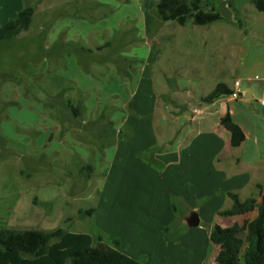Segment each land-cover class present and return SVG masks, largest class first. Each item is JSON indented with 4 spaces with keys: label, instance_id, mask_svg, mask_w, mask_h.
<instances>
[{
    "label": "rangeland",
    "instance_id": "rangeland-1",
    "mask_svg": "<svg viewBox=\"0 0 264 264\" xmlns=\"http://www.w3.org/2000/svg\"><path fill=\"white\" fill-rule=\"evenodd\" d=\"M158 1L0 0V27L23 9H35L28 31L0 43V229H63L101 237L106 245L119 241L145 264L159 258L163 219L134 215L119 190V162L107 164V153L112 160L120 142L140 150L136 156L146 163L154 148L160 150L122 122L135 113L132 95L148 80L152 104L165 101L183 110L199 107L219 84L264 79V13L252 0H215L222 21L181 26L161 20ZM145 14L153 21L147 16L145 22ZM69 103L80 107V117ZM192 116L187 111L177 123L180 136L195 130ZM51 120L65 124L58 152L54 134L45 141V131L58 129ZM260 154L264 160V149ZM151 166L160 175L164 170L162 163ZM258 191L253 197L260 199ZM172 204L178 210L161 232V253H172L165 264H216L219 248L197 235L199 227L188 232L181 221L187 209L175 199ZM256 216L224 217V224L242 226Z\"/></svg>",
    "mask_w": 264,
    "mask_h": 264
},
{
    "label": "crops",
    "instance_id": "crops-1",
    "mask_svg": "<svg viewBox=\"0 0 264 264\" xmlns=\"http://www.w3.org/2000/svg\"><path fill=\"white\" fill-rule=\"evenodd\" d=\"M213 8L218 12L214 1L205 9V12L211 13ZM145 9L148 10L147 7ZM147 16L148 14H145V22H148L146 18L149 16ZM149 18L152 22V16ZM237 80L243 79L238 78L235 81ZM148 83L149 85L139 88L141 90L136 95H132L131 110L135 113L127 115L128 118L125 117L126 119H122V122L134 129L135 137L148 138L149 144L160 146L159 155L145 163L136 156L140 150L124 148L120 142H117L115 144L117 148L112 153L114 155L112 160H110V154L107 153V164L114 165L119 162L121 176L119 190L135 216L144 220L149 213L163 219L157 245L160 256L155 260L150 259L147 264H165L166 258L169 260L172 253L168 257L165 253H161L163 244H165L161 240L163 236L161 232L164 226L175 217L172 199L179 201L181 206L187 209L184 213L189 210L199 212L201 223L197 235L203 241L211 242L210 231L213 226L231 227L225 226V218L219 216V212L229 210L233 206L228 193H235L242 201H245L255 195V189L257 190L260 186L264 187L262 182L264 180V165H262L264 160L261 159L260 154L264 149V107L259 104V99L264 93V85L260 78L246 76L245 83L242 82L240 87L242 92L240 99L233 100L224 96L213 103L203 102L204 107L201 104L197 108L189 107L181 110L177 108V105L171 107L165 101L161 104L157 100V103L154 101L152 104L147 97V89L152 88V84L149 80ZM228 88L234 91V84ZM127 105L123 104V106ZM217 106H220L219 110L216 109ZM187 111L193 115L191 122L196 125L195 130H189L185 135L180 136L181 129L178 125L181 124L183 118H186ZM228 112L246 137L245 142L238 148L232 147L230 133L220 124L221 118ZM151 116L155 119H149ZM45 121H47L46 116ZM144 123H149V125L146 126ZM57 124L55 125L57 130L52 131L49 128L45 131V141L50 138V133L55 135L52 141L55 142L53 150L55 152L63 146L61 138L65 135V124L63 122ZM82 126L84 127L85 124ZM67 133L71 136L73 131L68 132L67 129ZM56 139L58 141H55ZM173 142L175 145H169ZM50 144L52 148L53 145ZM61 152V158H63L65 151ZM82 152L84 157L86 153L89 154L86 160L89 161L90 151ZM155 162L162 163L164 166L161 175L151 166ZM203 224L209 226L207 232L202 227ZM197 235H191V241ZM120 250L128 255L124 250ZM128 256L133 258L131 255Z\"/></svg>",
    "mask_w": 264,
    "mask_h": 264
},
{
    "label": "trees",
    "instance_id": "trees-1",
    "mask_svg": "<svg viewBox=\"0 0 264 264\" xmlns=\"http://www.w3.org/2000/svg\"><path fill=\"white\" fill-rule=\"evenodd\" d=\"M215 0H159L156 9L164 22H177L181 26L192 23L195 26H208L222 21L219 12L213 8L205 12ZM257 11L264 13V0H252ZM35 15L33 7L19 12L16 19L0 27V43L11 40L31 28ZM233 93L226 85L219 84L216 89L203 98L204 103H213ZM75 117L81 115L80 109L69 103ZM220 124L230 133L233 148L245 142V134L228 112ZM90 169V168H89ZM258 196L242 201L235 193H228L233 201L229 210L219 212L223 217H240L253 212V220H246L242 226L231 227L215 225L210 231L211 242L219 248L216 264H264V187H258ZM175 212L177 207L173 205ZM95 209L86 214H94ZM245 232L243 238L241 234ZM101 237L89 234H75L63 229L53 232L39 230L17 231L0 229V264H145L126 255L120 250V242L113 246L102 243Z\"/></svg>",
    "mask_w": 264,
    "mask_h": 264
},
{
    "label": "water",
    "instance_id": "water-1",
    "mask_svg": "<svg viewBox=\"0 0 264 264\" xmlns=\"http://www.w3.org/2000/svg\"><path fill=\"white\" fill-rule=\"evenodd\" d=\"M153 150L156 151L153 157L159 155V151L157 150V148H154ZM181 221L188 230L198 228L201 223L199 212L189 210L182 216Z\"/></svg>",
    "mask_w": 264,
    "mask_h": 264
},
{
    "label": "built area",
    "instance_id": "built-area-1",
    "mask_svg": "<svg viewBox=\"0 0 264 264\" xmlns=\"http://www.w3.org/2000/svg\"><path fill=\"white\" fill-rule=\"evenodd\" d=\"M260 80H261V82H262L263 85H264V79H260ZM241 84H242V81H240V80L235 81V83H234V87H235V89H234L233 93H232L231 95L228 96L230 99L238 100V99L241 98V95H242V92H241V89H240ZM259 103H260L261 106L264 107V93H263V95L260 97V99H259Z\"/></svg>",
    "mask_w": 264,
    "mask_h": 264
}]
</instances>
